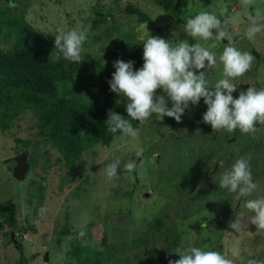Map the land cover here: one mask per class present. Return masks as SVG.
<instances>
[{
  "label": "rangeland",
  "instance_id": "obj_1",
  "mask_svg": "<svg viewBox=\"0 0 264 264\" xmlns=\"http://www.w3.org/2000/svg\"><path fill=\"white\" fill-rule=\"evenodd\" d=\"M129 5L140 8L149 19L140 22L127 11ZM224 6L228 16L240 18L239 24L229 25L233 46L254 56L251 69L233 81L237 84L233 96L238 98L248 87L264 88V32L252 40L246 37L249 21L240 0H186L179 17L157 0H0L4 19L0 20V49H10L17 42L9 20L18 18L51 40L60 29L86 30L83 61L72 62L77 70L68 83L75 87L70 96L105 106L106 92L101 87L107 77L102 80L98 75L111 67L112 51L139 43L143 52L142 33L136 31L141 24L144 34L174 45L185 39L194 44L195 39L183 31L186 16L201 11L219 14ZM257 9L264 14V0H255L250 10ZM199 42L217 57L228 43L226 39ZM53 58L66 60L61 53ZM222 70L218 61L207 72L209 82L222 78ZM82 78L86 81L79 82ZM157 95H165L172 106L162 89ZM124 101L126 106L122 96L120 102ZM206 111L204 101L191 105L186 117L172 127L165 124L167 116L161 120L153 114L136 128L135 139L121 133L110 145L96 143L72 155V166L57 141L39 134L34 112L26 110L12 119L9 127L0 128V203L15 201L19 228L0 229V264H19L17 242L25 250L24 264H83L95 257L103 264H168L169 259L180 258L173 252L177 247L190 245L220 252L238 246L236 264H247L250 258L264 261V231L251 224L254 213L244 207V198L237 200L236 194L219 187L221 176L237 159L251 156L253 180L259 187L247 199L264 196V124L258 123L257 131L250 134L239 129L213 131L203 122ZM29 141L30 146L25 144ZM31 146L44 156L35 168L31 165L24 180H17L16 162L8 159L30 152ZM114 159L121 164L117 178L109 181L105 168ZM128 162L136 164L134 171L124 169ZM237 215L244 221L240 232L230 227ZM65 228L70 232L61 234ZM18 232L22 238L15 237ZM78 245L84 262L74 254Z\"/></svg>",
  "mask_w": 264,
  "mask_h": 264
},
{
  "label": "clouds",
  "instance_id": "obj_2",
  "mask_svg": "<svg viewBox=\"0 0 264 264\" xmlns=\"http://www.w3.org/2000/svg\"><path fill=\"white\" fill-rule=\"evenodd\" d=\"M245 9L249 24L245 35L249 40L258 33L264 32V14L259 9L252 12L255 0H240ZM14 6V5H12ZM228 8L224 6L219 14L212 11H201L195 15L186 16L183 31L195 39L190 44L181 40L172 44L170 40L160 36L144 34L145 25L141 24L137 33H142L139 39L143 41V65L134 69L135 61L125 62L123 59L114 61L116 71L108 81L110 91L123 94L127 99L126 111L132 120L146 122L155 114L163 120L165 116L174 118L177 122L190 105H198L201 98L207 105L203 114V122L210 124L213 131L226 130L229 133L239 129L242 133L250 134L257 131L256 125L264 124V88L248 87L241 90L238 98L233 96L237 84L233 81L247 73L254 61V56L233 46V36L229 25L240 23L237 15H227ZM221 17H225L221 19ZM55 34V48L59 49L63 58L74 63L83 61L82 52L88 40L86 30H58ZM228 43L222 53L217 54L199 41H224ZM223 65L222 78L214 84L207 79V72ZM198 70L199 74H197ZM162 89L167 98L172 101L168 106L165 95H157ZM108 131H120L135 139L138 131L133 124L117 112H109L106 120ZM251 156H242L235 161L231 169L225 171L219 181V187L236 194V199L244 198V207L254 215L250 218L259 231H264V196L247 199L258 189L259 185L253 180ZM121 161L114 159L105 168L109 181L118 176ZM136 164L128 162L124 169L134 171ZM243 218L237 215L230 221V227L240 232ZM173 252L179 254V259H169L168 264H236L240 256L238 246H232L226 252L206 250L205 248L188 246L177 247ZM247 264H264V261L250 258Z\"/></svg>",
  "mask_w": 264,
  "mask_h": 264
},
{
  "label": "trees",
  "instance_id": "obj_3",
  "mask_svg": "<svg viewBox=\"0 0 264 264\" xmlns=\"http://www.w3.org/2000/svg\"><path fill=\"white\" fill-rule=\"evenodd\" d=\"M157 2L170 8L177 17L180 16L181 6L186 5V0H181L178 7L175 0ZM127 11L137 15L140 22L149 19L147 14L136 6L129 5ZM18 19L20 20H9L11 30L17 33V42L10 49H0V128L9 127L10 121L26 110L34 112L39 119L37 123L39 134L57 141L66 161L72 166L74 164L72 155L80 154L99 142L110 145L113 137L122 133L108 131L106 120L110 111L121 114L134 128L142 124L128 116L125 101L120 102L123 94L118 95L110 91L108 83L116 71L114 61L118 59L125 62L135 61V70L142 67L143 52L139 43L111 52L114 58L111 67L98 75L102 80L107 77L101 87L106 92V105L95 107L79 96H70L71 89L75 87H69L68 83L74 80L77 69L70 61L53 58L55 54L60 53L59 49L55 48V40L40 35L24 18ZM0 20L4 19L0 16ZM85 81V78L79 79V82ZM201 101H204L203 98ZM188 110L186 109L182 119L186 117ZM165 124L172 127L177 121L172 117H166ZM25 144L30 146L32 142ZM32 148L33 146L28 152L29 162L32 168H35L40 157L44 155ZM17 223L18 210L15 201L9 199L0 203V229L10 226L15 230L19 228ZM69 232V228H65L61 234ZM16 246L21 253L19 264H24L27 257L23 245L17 242ZM81 249L79 245L76 246L74 254L76 253L80 262H84L85 260L78 254ZM83 264H103V261L95 257V260L85 261Z\"/></svg>",
  "mask_w": 264,
  "mask_h": 264
},
{
  "label": "water",
  "instance_id": "obj_4",
  "mask_svg": "<svg viewBox=\"0 0 264 264\" xmlns=\"http://www.w3.org/2000/svg\"><path fill=\"white\" fill-rule=\"evenodd\" d=\"M181 0H177L176 7L179 6ZM249 86V84L244 85V87ZM29 155L27 152H22L17 156L8 159V162L15 161L16 165L13 167V175L17 180H24L26 178L27 172L31 168V163L29 162ZM218 164L216 165L217 169ZM45 262L49 261V251L45 252L44 256Z\"/></svg>",
  "mask_w": 264,
  "mask_h": 264
},
{
  "label": "built area",
  "instance_id": "obj_5",
  "mask_svg": "<svg viewBox=\"0 0 264 264\" xmlns=\"http://www.w3.org/2000/svg\"><path fill=\"white\" fill-rule=\"evenodd\" d=\"M18 238H22L23 236L20 234V232L17 233Z\"/></svg>",
  "mask_w": 264,
  "mask_h": 264
},
{
  "label": "flooded vegetation",
  "instance_id": "obj_6",
  "mask_svg": "<svg viewBox=\"0 0 264 264\" xmlns=\"http://www.w3.org/2000/svg\"><path fill=\"white\" fill-rule=\"evenodd\" d=\"M16 165V164H15Z\"/></svg>",
  "mask_w": 264,
  "mask_h": 264
}]
</instances>
